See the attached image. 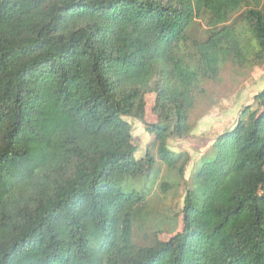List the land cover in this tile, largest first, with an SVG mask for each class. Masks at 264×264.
Segmentation results:
<instances>
[{"label":"trees","instance_id":"1","mask_svg":"<svg viewBox=\"0 0 264 264\" xmlns=\"http://www.w3.org/2000/svg\"><path fill=\"white\" fill-rule=\"evenodd\" d=\"M263 63L264 0H0V264H264V87L187 180L170 148L205 83Z\"/></svg>","mask_w":264,"mask_h":264},{"label":"rangeland","instance_id":"2","mask_svg":"<svg viewBox=\"0 0 264 264\" xmlns=\"http://www.w3.org/2000/svg\"><path fill=\"white\" fill-rule=\"evenodd\" d=\"M264 87V63L260 67L247 70H235L229 66H224L221 75L216 82L204 84L205 93L198 97L195 107L190 115V123L192 132L185 140L170 143L172 151L187 152L191 161L187 165L184 172V180H187L191 173L195 161L207 149L211 141L221 134L224 130L230 128L236 121L240 109L251 103L253 96ZM148 110L146 113V121L151 123L154 121L150 113V107L154 98L149 95L146 99ZM131 124L132 136L135 143L139 147L136 158L145 154L147 144L151 141V137L146 134L142 123L136 120H129ZM181 186V185H180ZM170 191L167 197L156 194L154 198L156 203L155 217L149 222L148 226L152 230L158 229L162 231L161 240L169 238L171 220L175 218L181 207L182 190L179 192ZM164 214V215H163ZM158 215L166 217L163 225L158 223ZM157 222V223H156ZM171 222V223H166ZM147 234L151 232L146 230ZM145 236L138 232L135 242L143 243Z\"/></svg>","mask_w":264,"mask_h":264}]
</instances>
